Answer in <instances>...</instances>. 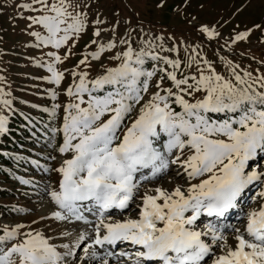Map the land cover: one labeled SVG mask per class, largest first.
<instances>
[{
    "label": "snow or ice",
    "instance_id": "6c2138e0",
    "mask_svg": "<svg viewBox=\"0 0 264 264\" xmlns=\"http://www.w3.org/2000/svg\"><path fill=\"white\" fill-rule=\"evenodd\" d=\"M95 2L19 4L28 28L43 30L29 35L32 47L48 49L47 83L61 89L66 74L74 83L63 89L67 104L42 109L62 113L50 130L60 166L45 168L59 176L46 189L53 207L31 223L0 227V264H264V165L252 167L264 160V72L238 71L215 48L218 62L207 58L201 45L181 55L162 36L134 47L130 34L115 38L118 22L89 19ZM89 28L86 47L95 50L63 69ZM237 29L228 39L210 25L197 31L209 46L224 40L220 50L235 52L253 34ZM109 55L115 66L89 80L85 69ZM9 95L0 88V97ZM50 96L56 101L58 92ZM0 105L12 111L10 99ZM8 123L0 115V134ZM256 185L254 206L238 225L228 223Z\"/></svg>",
    "mask_w": 264,
    "mask_h": 264
},
{
    "label": "rangeland",
    "instance_id": "374dc122",
    "mask_svg": "<svg viewBox=\"0 0 264 264\" xmlns=\"http://www.w3.org/2000/svg\"><path fill=\"white\" fill-rule=\"evenodd\" d=\"M26 2L0 0V88L10 93L0 98L12 101V111L0 105V115L9 117L8 131L0 134V155L12 152L24 160L21 168H14L18 169L16 173L11 170V174L5 177L0 174V227L31 223L33 219H39L41 214H49V209L53 207L48 202L46 189L55 188L59 176L55 171H45V168L60 166L62 157L52 146L55 142L50 139V130L61 126L62 113L52 118L42 109H51L53 103L67 104L69 98L63 89L74 83L67 74L61 89L47 83L50 73L42 64L49 59L46 55L48 49L42 51L32 47L35 40L29 35L30 30L44 34L43 30L29 29L26 19L20 18L29 15L19 8V4ZM86 11L90 20L99 16L109 25L118 22L115 38L130 34L134 47L139 48L144 39L155 41L156 37L162 36L165 46L171 47L175 42L181 49V55H185L183 49L186 45H201L198 51L207 58L218 62V56L213 55L215 48L219 55H225L233 63L239 64L238 71H253L254 75V70L264 72V65L258 63L264 60V44L260 43L264 39V32L255 29L256 25H264V0H96L92 8ZM202 24L215 27L224 39H228L230 34L235 35L237 26V30L253 29L251 44L242 42L234 46L235 52L226 49L221 51L219 45H223L224 40H220L219 45L213 43L209 46L206 38H200L197 29ZM91 32L89 28L88 33L72 49L74 55L65 62L63 69L75 67L82 54L95 50V46L86 47L92 39ZM110 35V32L104 34V42ZM169 37L174 39L170 40ZM101 63L93 62L91 69H85L89 71V80L102 74L104 68L115 66L110 55ZM218 71L227 75L223 66H218ZM53 90L58 92L56 101L50 96ZM46 113L48 125L43 128L33 117L45 120L43 117ZM59 139L57 135V141ZM10 145L16 148L12 149ZM50 156H56L57 159H49ZM261 165H264V160L252 162L253 168ZM26 180L29 183H23ZM258 190L259 185H256L248 191L242 207L231 214L241 215L228 219V223L239 224L243 209L254 206L251 197ZM207 219L202 218L201 222Z\"/></svg>",
    "mask_w": 264,
    "mask_h": 264
},
{
    "label": "trees",
    "instance_id": "16d2710c",
    "mask_svg": "<svg viewBox=\"0 0 264 264\" xmlns=\"http://www.w3.org/2000/svg\"><path fill=\"white\" fill-rule=\"evenodd\" d=\"M23 118H25V117H23ZM43 118H45V120L33 117V119H36V121L40 123L41 127L45 128L48 125L47 113H46V115H44ZM17 140L20 142L19 138H17ZM10 146H12V149L16 148L14 145H10ZM21 152H23V151H21ZM4 154L5 155H0V174L5 177L6 175H10L12 171L14 173H16L18 169H14V168H21L22 162H24V160L22 158L17 157L16 155H13L12 152H10L9 154L8 153H4ZM32 162H34V161H32ZM2 173H4L5 175ZM11 177H13V176L11 175Z\"/></svg>",
    "mask_w": 264,
    "mask_h": 264
},
{
    "label": "bare ground",
    "instance_id": "6f19581e",
    "mask_svg": "<svg viewBox=\"0 0 264 264\" xmlns=\"http://www.w3.org/2000/svg\"><path fill=\"white\" fill-rule=\"evenodd\" d=\"M233 213H234V212H233ZM236 215H237V213H236ZM236 215H230V216L228 217V219L233 218V217H235Z\"/></svg>",
    "mask_w": 264,
    "mask_h": 264
}]
</instances>
